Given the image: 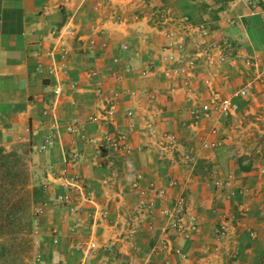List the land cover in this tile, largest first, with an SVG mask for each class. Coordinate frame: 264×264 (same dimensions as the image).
I'll return each instance as SVG.
<instances>
[{
	"label": "crops",
	"instance_id": "1",
	"mask_svg": "<svg viewBox=\"0 0 264 264\" xmlns=\"http://www.w3.org/2000/svg\"><path fill=\"white\" fill-rule=\"evenodd\" d=\"M186 15L195 24L206 22L210 35L189 32ZM65 25L73 31L63 37ZM170 28L176 45L166 51ZM181 42L188 51L207 42L228 60L167 75L186 64L164 59ZM250 58L259 62L249 65ZM206 77L237 104L235 115L196 116L210 99ZM246 84L249 95H237ZM112 97L116 122L91 121ZM262 102L264 0H0V147L17 155L25 149L32 208L48 203V212L32 219L41 257L35 264H264ZM213 127L224 142L204 147L203 140L216 138ZM107 130L128 133L132 150L96 158L90 139ZM47 137L54 144L42 149ZM75 173L84 190L72 188L70 205L58 203L69 190L65 178ZM184 194L185 220L198 225L190 238L177 239L186 258L155 250L161 209ZM151 200L152 216L142 209ZM227 218L230 233L222 238L217 229ZM90 241L97 248L90 250Z\"/></svg>",
	"mask_w": 264,
	"mask_h": 264
},
{
	"label": "built area",
	"instance_id": "2",
	"mask_svg": "<svg viewBox=\"0 0 264 264\" xmlns=\"http://www.w3.org/2000/svg\"><path fill=\"white\" fill-rule=\"evenodd\" d=\"M183 20L188 24L186 29L190 32L198 33L199 36L205 38L210 35L211 29L206 24V22H201L195 24L191 17L188 15L184 16ZM72 28L69 25H65L62 27L59 32L63 37H66L72 33ZM166 37L170 39L167 47L165 48L166 51H170L173 47H175L176 42L175 38V30L174 29H166L165 31ZM202 46H197L196 51H188L186 48L185 42H181L177 44V53H166L164 55V59L179 63H186L185 65H177L173 68L167 69L166 74L171 75L174 73H185L190 74L192 69L199 66V64H205L209 67H216L220 64L225 63L228 60L227 55L224 53H219L217 55L216 49L213 45L203 42ZM60 51L63 55L68 53L65 46L60 47ZM259 62L257 58H250L247 59V63L249 65H256ZM150 70H145L143 72L144 75L148 74ZM191 76V75H190ZM187 84L190 83V80L186 81ZM204 83L210 89V99L202 105L201 113L195 112L196 116H202L205 118H209L212 116L214 112L219 113L222 116H232L237 113L238 106L237 104L229 97L223 96L220 92L215 91L212 89L213 86V78L206 77L204 79ZM251 92V85L246 84L243 85L236 93L237 95L247 96ZM260 108L262 113L264 114V102L260 104ZM118 113V102L115 97H112L108 100L107 105L104 107L103 111L98 114H93L90 117L91 121L102 123L106 125L114 124L117 119ZM134 116L133 111H128L126 117L132 118ZM129 127L133 128L134 123L130 120ZM74 127H68L69 131H74ZM219 129L217 127H213L210 131V135L215 136L216 138L213 139H205L203 140V146L207 148H218L223 144V140L218 137L219 136ZM165 137L170 139H175V134L172 133H165ZM95 146V157L98 159L104 158L106 155H109L113 152H130L132 147L129 143V134L117 131V130H107L104 134L100 137L90 139ZM54 140L52 137H47L43 145L41 146L42 149H47L53 146ZM185 159L189 160V154H184ZM73 161H76V156L74 157ZM102 165V164H100ZM139 178L140 176L134 180L132 183L134 187H139ZM106 181V180H105ZM82 177L80 174L75 173L71 176H67L65 178V186L69 188L68 191H65L59 194L56 199L58 203L64 205H70L71 203V189L77 188L79 190H84V186ZM172 184H175L174 182ZM218 185L223 186L225 183L221 181H217ZM150 188L155 190L158 195H163L164 190L158 189L155 183H150ZM85 199H89L87 195H83ZM188 199L187 196L181 195L175 201L171 208H163L161 209L160 213L163 217V223L160 227V232L157 236V240L155 241V250L157 252H165L167 254H177L183 258L187 257V254L177 244L178 238H190L191 234L198 229V225L195 222L185 220V216L188 210ZM142 209L146 211V213L150 216L155 215L156 213V204L153 200L149 202H144L142 204ZM48 210V203H43L40 207L36 208L35 215H44ZM107 212L102 211L101 216L106 217ZM247 215V209L242 208L239 212L240 217H245ZM56 232V231H54ZM217 233L222 238H227L230 230H229V218L225 219L223 222L220 223ZM248 233L251 238L256 236V231L253 229L248 230ZM55 242H58V236L55 238ZM97 243L95 241L89 242V249L94 250L97 248ZM219 249V246L215 247ZM237 251L235 248H231L228 255L233 258L234 260L237 259ZM38 260H41V257H37ZM167 262V261H164ZM147 264H166L162 262H148Z\"/></svg>",
	"mask_w": 264,
	"mask_h": 264
},
{
	"label": "trees",
	"instance_id": "3",
	"mask_svg": "<svg viewBox=\"0 0 264 264\" xmlns=\"http://www.w3.org/2000/svg\"><path fill=\"white\" fill-rule=\"evenodd\" d=\"M28 179L29 170L21 156L0 147V238L17 234L28 220L32 224V219L26 217L31 202ZM1 248L5 254L7 245Z\"/></svg>",
	"mask_w": 264,
	"mask_h": 264
},
{
	"label": "rangeland",
	"instance_id": "4",
	"mask_svg": "<svg viewBox=\"0 0 264 264\" xmlns=\"http://www.w3.org/2000/svg\"><path fill=\"white\" fill-rule=\"evenodd\" d=\"M23 161L27 164L29 170L28 185L31 183V171L29 165V155H26L25 149L19 154ZM27 185V186H28ZM31 190L27 188V196L31 200L26 217L33 219L35 211L32 208ZM34 211V212H33ZM48 212V210H47ZM29 224V220L25 224V228L13 236L0 238V264H35L38 254L35 238L32 236L33 228ZM6 244L5 254H2V244Z\"/></svg>",
	"mask_w": 264,
	"mask_h": 264
}]
</instances>
